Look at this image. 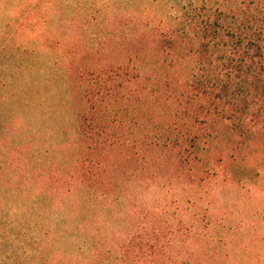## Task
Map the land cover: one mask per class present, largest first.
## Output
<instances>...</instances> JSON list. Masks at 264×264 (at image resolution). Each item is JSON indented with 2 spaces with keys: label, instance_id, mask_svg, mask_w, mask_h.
Here are the masks:
<instances>
[{
  "label": "rangeland",
  "instance_id": "1",
  "mask_svg": "<svg viewBox=\"0 0 264 264\" xmlns=\"http://www.w3.org/2000/svg\"><path fill=\"white\" fill-rule=\"evenodd\" d=\"M202 2L213 5V0H0V264H72L87 255L86 248L78 249L80 235L73 240L63 230L46 234L44 225L34 229L25 223L44 222L21 206L24 168L69 186L65 167L81 104V88L70 87L75 72L130 69L137 51L152 52L155 26L174 23L184 5ZM147 108H140L141 116L149 121ZM206 127L194 126L204 136L195 147L188 145L183 158L165 153V176L147 189L135 188L131 204L165 207L187 239L186 255L205 248L219 263L264 264V139L237 138L234 145L241 146L234 149L227 144V127L218 125L217 140L213 123ZM62 205L51 206L53 214L68 219L69 208Z\"/></svg>",
  "mask_w": 264,
  "mask_h": 264
},
{
  "label": "trees",
  "instance_id": "2",
  "mask_svg": "<svg viewBox=\"0 0 264 264\" xmlns=\"http://www.w3.org/2000/svg\"><path fill=\"white\" fill-rule=\"evenodd\" d=\"M150 37L152 52L137 51L130 69L73 75L70 87L81 88V104L65 167L70 185L24 168L21 206L44 222L25 223L46 234L63 230L73 240L80 235L78 249L87 255L72 264H225L205 248L186 255L187 239L165 207L146 209L131 200L135 188L165 176L166 152L183 158L188 145L195 147L204 135L194 126L213 123L217 140L224 125L234 149L241 146L234 145L237 138L264 139V0L190 3ZM143 106L151 108L149 121L141 116ZM60 204L69 208L68 219L54 215L51 206ZM77 220L82 225L70 227Z\"/></svg>",
  "mask_w": 264,
  "mask_h": 264
}]
</instances>
